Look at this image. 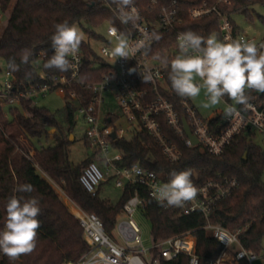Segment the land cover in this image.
Here are the masks:
<instances>
[{
  "label": "trees",
  "instance_id": "1",
  "mask_svg": "<svg viewBox=\"0 0 264 264\" xmlns=\"http://www.w3.org/2000/svg\"><path fill=\"white\" fill-rule=\"evenodd\" d=\"M156 1L157 4L152 5L150 0H134V4L144 9L149 24L153 26L157 25L161 8L167 6L171 0ZM177 1L178 16L182 20L178 31H192L204 37L215 35L222 40L221 19L217 14L212 13L199 20L189 18L191 9L202 7L204 4L212 7L216 3L215 0ZM229 1L231 9L224 4L219 6V11L228 18L232 12H244L248 18H252L250 6L258 5L264 8V0ZM0 7L5 13H9L8 21L0 33V59L4 61L6 71H9V57H16L19 63L21 50L27 48L33 52L28 65H21L20 71L11 72L16 79L15 88L21 92L48 84V81L37 75L32 62L39 60L40 55L44 53V65L53 54L51 36L54 34L55 24L67 20L70 24L82 27L88 39L99 42L106 40L105 35L86 29L83 24L91 28L101 27L107 22L118 25L113 13L100 0H0ZM260 20L264 23V18ZM233 27L235 32L239 33L234 25ZM154 33L158 34L160 39L153 40L149 54L153 58L163 59L166 51L176 46V34L157 29ZM80 50L83 53V67L79 78L84 82L100 81L108 74L109 67L97 56L89 41L82 40ZM44 70L49 75L69 74V71L60 72L56 68ZM25 73H31V77L26 79ZM167 84L169 91L165 92V96L170 101L181 99L182 97L172 89L168 78ZM71 93L76 94L75 99L70 98ZM249 97L260 99L257 91H250ZM91 98V91L85 87L72 85L65 90L66 106L63 113L67 122L66 128L54 113L31 102H21L18 104L19 108L0 106V231L4 230L6 205L11 196L36 197L40 201L41 209L38 216L41 227L38 230L37 246L31 254L21 256L14 264L78 262L89 251L79 221L71 214L56 186L83 211L96 214L109 233L115 228L124 204L138 192L142 200L140 213L151 222L153 242L191 232L197 241L200 264H207L208 260L218 258L222 251V246L213 234L204 229L207 224L221 225L232 233H239V238L247 250L255 253L261 251L264 245L262 147L242 135L235 139L223 155L214 157L201 146L186 147L184 139L177 137L161 122L163 132L180 149L181 161L177 164L169 163L153 138L143 131L131 140H117L112 143L123 154V160L117 164L120 168L138 164L155 172L165 183L171 179L170 173L173 171L191 170V179L195 186L220 176L236 179L237 189L230 198L218 205L208 219L197 213L182 216L174 207H161L149 196L145 188L138 185L127 186L121 198L114 203L101 196L102 185L93 196L80 182L83 170L95 162L97 151L93 150V155L79 164H74L71 160L70 148L73 142L70 141V136L73 135L76 113L81 107L89 104ZM221 120L222 116H218L210 123L217 125ZM42 140L46 142V146L42 145ZM85 143L89 148L88 143ZM246 152L247 156L243 159ZM25 183L33 185L35 190L31 193L14 191L19 184ZM160 263L188 264V259L180 256L176 261L160 260ZM0 264L13 262L0 252Z\"/></svg>",
  "mask_w": 264,
  "mask_h": 264
},
{
  "label": "built area",
  "instance_id": "2",
  "mask_svg": "<svg viewBox=\"0 0 264 264\" xmlns=\"http://www.w3.org/2000/svg\"><path fill=\"white\" fill-rule=\"evenodd\" d=\"M100 1L113 13L118 24L105 23L104 25H107L106 40L98 41L101 46L96 54L109 67L108 74L97 82L82 81L79 76L83 67V53L79 49L75 58L69 56L72 63L77 64L78 62L77 68L70 70L69 74L49 75L43 67L46 55L42 53L39 60L32 62V67L42 80L48 81V84L21 92L15 88V76L10 71H6V79L0 90V106L10 107L21 102H31L35 105L38 99L46 97L53 91L64 96L65 90L72 85L87 88L91 91L92 98L89 104L81 107L77 113L78 118L87 124L85 140L89 148L96 150L100 158L105 157L108 170L113 171L112 177L116 188L124 191L127 186H141L148 191L154 201H156L153 195L154 188L165 182L155 172L138 164L120 168L117 164L123 160V154L113 146V142L126 139L127 134L132 139L144 131L153 138L167 161L177 164L182 159V153L176 143L163 132L161 122L165 123L177 137L183 138L186 147L201 146L214 157L223 155L235 139L242 135L252 138L258 134L264 139V92L260 99H249L247 106L236 104L232 100L228 101L224 97L227 104L235 108L233 115L226 116L225 112H221L219 115L205 120L188 98L170 101L165 96V92L169 91L167 84L169 70L163 66L161 60L153 58L149 54L154 39L146 41V49H141L134 54L130 51L128 58L111 55L117 42L109 31L113 26L119 32L125 33L133 46L137 42L145 40L147 36L154 33L155 29L165 33L173 32L176 34V46L166 51L164 58L171 60L178 55L177 38L182 32L177 28L181 25L182 20L178 16L177 0H171L167 6L161 8L155 26L149 24L144 9L138 4H133L139 16L136 25L133 26L120 22L117 18L115 4L109 0ZM215 1L216 3L212 7L204 4L202 7L191 9L189 18L199 20L215 13L221 19L222 40L244 38L253 40L258 45L264 43L263 40L250 39L236 33L229 18L219 11V6L223 4L231 9L230 1ZM150 3L156 5L157 1L150 0ZM4 14L5 12L0 7V28ZM132 69L135 71H130ZM148 72L153 75V79L144 83L142 76ZM106 94L114 96L124 120L129 125L128 130L118 124L116 121L118 118L114 114H108L105 120L100 118ZM70 98L75 99L76 94L71 93ZM218 116H222L221 122L211 125L210 122ZM113 118H115L114 121ZM183 119H186L192 136L198 140V145L194 146L186 136ZM112 134H115V139L112 138ZM111 148H114L118 153L109 158L108 154ZM136 169H140L141 172L138 173ZM80 182L85 190L94 196L101 185L106 182V177L94 162L83 170ZM196 187L199 191L194 200L187 202L183 207L174 208L182 216L197 213L208 219L222 201L232 196L238 187V181L219 176L217 179ZM56 189L65 204H70V207L67 206L71 214L79 221L84 240L89 247V251L78 262L63 264H161L160 260L176 261L180 256L187 257L188 264H200L197 241L191 232L153 242L151 248L144 246L142 231L136 220L142 207V200L138 192L124 204L115 228L109 233L96 214L83 211L60 188L56 186ZM204 229L209 230L222 246L218 258L208 260L207 264H253L261 255L264 262V245L259 253H255L243 246L239 233H232L221 225L207 224Z\"/></svg>",
  "mask_w": 264,
  "mask_h": 264
},
{
  "label": "clouds",
  "instance_id": "3",
  "mask_svg": "<svg viewBox=\"0 0 264 264\" xmlns=\"http://www.w3.org/2000/svg\"><path fill=\"white\" fill-rule=\"evenodd\" d=\"M117 8V18L122 24L136 25L139 19L134 0H112ZM51 36V46L54 54L44 63V69L56 68L60 72H68L77 68V64L69 60L75 58L82 42V34L75 24L67 20L54 25ZM115 37L116 44L111 55L128 58L147 48V40H159L160 36L152 33L145 40L130 44L127 35L119 32L114 26L109 29ZM179 54L171 60L161 59L163 66L168 69V79L174 92L182 98H195L203 90L207 97L205 108L220 104L228 97L239 105H248L249 92H264V43L259 45L253 40L225 39L219 40L215 35L204 37L196 32L188 31L178 36ZM33 56L30 49H23L16 57H9L7 68L10 72L20 71L21 65H28ZM130 71H135L132 69ZM31 73H25L30 78ZM144 83L153 79L148 72L142 76ZM235 112L232 105L225 109V115ZM138 173L140 169H136ZM171 179L154 188V198L161 207H183L187 202L196 198L199 189L193 184L191 170L173 171ZM35 189L31 184H19L16 193H31ZM40 201L36 197L13 195L6 205V223L0 231V252L10 262L17 261L21 256L31 254L36 246L38 230L41 222Z\"/></svg>",
  "mask_w": 264,
  "mask_h": 264
},
{
  "label": "rangeland",
  "instance_id": "4",
  "mask_svg": "<svg viewBox=\"0 0 264 264\" xmlns=\"http://www.w3.org/2000/svg\"><path fill=\"white\" fill-rule=\"evenodd\" d=\"M15 1V0H14ZM249 10L252 14V18H248V16L244 12H232L230 13L229 20L232 24L238 29L239 33L244 35L247 38L255 39V40H263L264 39V23L260 20V18H264V8L262 6H250ZM9 13H5L2 21V25L0 28V33L3 31L7 21H8ZM83 27L86 29L93 30L99 34L105 35V30L107 25H103L98 28H91L86 24H83ZM82 34L84 41H89L92 48L95 52H98L101 44L98 41L88 39V36L84 33L82 27H77ZM0 83L6 79L5 72L6 66L3 60L0 59ZM199 114L205 119L209 120L221 112H225L226 107L228 106L227 102L222 99L220 104L215 106H210L208 108L204 107V104L207 103V97L205 92L202 90L200 95L195 98H188ZM36 105L39 107H43L48 109L50 112L54 113L57 116V119L61 123L63 127H67V122L65 121V116L63 113V109L66 106V100L64 96L59 92H51L46 97L40 98L36 101ZM14 107L19 108V105H14ZM26 113V112H25ZM27 114V113H26ZM108 114H114L117 116L118 124L123 128L128 130V124L123 118V115L119 109V106L111 94L105 95V103L101 107L100 118L105 120ZM87 130V124L78 118V113H76V123L73 127V137L70 136L71 142V160L74 164H79L84 161L89 156L93 155V150L86 147L85 143V133ZM54 133V132H52ZM131 136L126 135V140H130ZM251 140L258 146L262 147L264 154V139L260 135H254ZM43 146H46V142L44 140L41 141ZM118 151L114 148H111L108 156L109 158L114 157ZM33 154V153H32ZM96 164L102 170L106 177V182L102 184L101 188V196L105 198H109L112 202L116 203L122 196L123 189L116 188L114 183V178L112 177L113 171L108 170L107 163L105 161V157L100 158L97 154L95 158ZM110 169V168H109ZM264 180V175H263ZM70 207V204H67ZM136 220L138 225L142 231L143 243L146 248H151L153 244V238L151 234V222L146 219L141 213L136 216ZM253 264H264L262 260V255L259 259L253 262Z\"/></svg>",
  "mask_w": 264,
  "mask_h": 264
},
{
  "label": "water",
  "instance_id": "5",
  "mask_svg": "<svg viewBox=\"0 0 264 264\" xmlns=\"http://www.w3.org/2000/svg\"><path fill=\"white\" fill-rule=\"evenodd\" d=\"M258 95L261 97L263 95V92H258ZM183 125H184L186 136L191 140V142L194 146L198 145V140L194 136H192L186 119H183ZM52 132H54V130H52ZM71 137H73V136H71ZM115 137H116L115 134H112V138L115 139ZM70 140H71V138H70ZM246 156H247V152L244 154L243 159H245Z\"/></svg>",
  "mask_w": 264,
  "mask_h": 264
}]
</instances>
